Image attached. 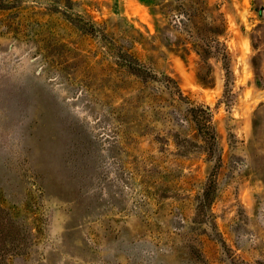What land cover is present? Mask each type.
<instances>
[{"label":"rangeland","instance_id":"1","mask_svg":"<svg viewBox=\"0 0 264 264\" xmlns=\"http://www.w3.org/2000/svg\"><path fill=\"white\" fill-rule=\"evenodd\" d=\"M0 264H264V0H0Z\"/></svg>","mask_w":264,"mask_h":264}]
</instances>
